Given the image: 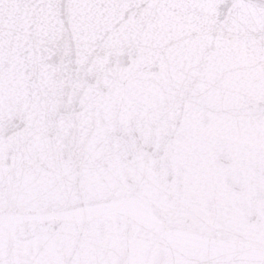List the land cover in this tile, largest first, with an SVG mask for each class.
Returning a JSON list of instances; mask_svg holds the SVG:
<instances>
[{
  "label": "snow or ice",
  "instance_id": "6c2138e0",
  "mask_svg": "<svg viewBox=\"0 0 264 264\" xmlns=\"http://www.w3.org/2000/svg\"><path fill=\"white\" fill-rule=\"evenodd\" d=\"M0 264H264V0H0Z\"/></svg>",
  "mask_w": 264,
  "mask_h": 264
}]
</instances>
